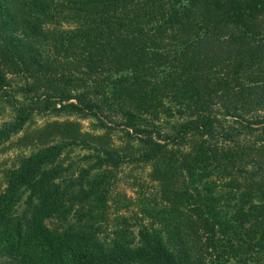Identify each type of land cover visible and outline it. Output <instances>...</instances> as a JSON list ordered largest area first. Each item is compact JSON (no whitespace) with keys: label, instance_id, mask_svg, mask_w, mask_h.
<instances>
[{"label":"trees","instance_id":"obj_1","mask_svg":"<svg viewBox=\"0 0 264 264\" xmlns=\"http://www.w3.org/2000/svg\"><path fill=\"white\" fill-rule=\"evenodd\" d=\"M38 116L0 264H264V0H0V144ZM128 161L155 193L110 226Z\"/></svg>","mask_w":264,"mask_h":264},{"label":"rangeland","instance_id":"obj_2","mask_svg":"<svg viewBox=\"0 0 264 264\" xmlns=\"http://www.w3.org/2000/svg\"><path fill=\"white\" fill-rule=\"evenodd\" d=\"M53 119L48 116H38L34 121L35 123L33 122L34 124L31 123L21 133L0 144V187L6 169L19 164L21 158L39 147L40 142L37 141V138L40 135V128ZM89 124L88 120H81L82 131H87ZM85 153H88L87 148L83 145H76L69 149L67 159L78 160ZM148 173L149 167L131 161L124 163L116 171V176L113 179V200L109 202L110 226L120 222L116 220V214H113L116 207H120L118 213L129 217L130 225H135L143 220L147 221L140 212L142 208L139 200L143 199L146 201L155 193V188H153ZM115 199L120 200V204H117Z\"/></svg>","mask_w":264,"mask_h":264}]
</instances>
